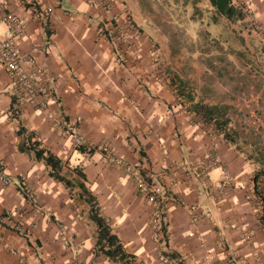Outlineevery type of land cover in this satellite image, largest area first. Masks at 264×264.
<instances>
[{
	"label": "crops",
	"instance_id": "crops-1",
	"mask_svg": "<svg viewBox=\"0 0 264 264\" xmlns=\"http://www.w3.org/2000/svg\"><path fill=\"white\" fill-rule=\"evenodd\" d=\"M233 1L250 9L245 21L259 22L264 39V0ZM10 8L27 21L21 50L55 77L56 101L44 110L25 105L16 115L15 85L0 64V264H119L96 251L87 194L133 264H264V176L256 183L258 164L192 109L210 105L214 78L200 75L193 101L172 67L176 48L155 31L144 33L140 58L123 63L85 0H10ZM60 118L77 126L84 152L57 128ZM24 141L59 158L60 174L74 187L52 178L34 151H20ZM101 147L123 156V165L111 164ZM208 152L221 161L210 180L202 172ZM134 171L171 199L162 205L159 241L156 203L138 189ZM226 183L229 190L220 191Z\"/></svg>",
	"mask_w": 264,
	"mask_h": 264
},
{
	"label": "rangeland",
	"instance_id": "rangeland-1",
	"mask_svg": "<svg viewBox=\"0 0 264 264\" xmlns=\"http://www.w3.org/2000/svg\"><path fill=\"white\" fill-rule=\"evenodd\" d=\"M122 2L144 33L158 32L176 48L171 54L172 67L176 66L179 78L186 79L193 101L196 80L202 82L200 75L214 78L207 103L219 114L211 121L202 118L203 123L225 129L237 149L258 164L259 170L264 169L263 28L255 29L253 21H218L222 16L205 0ZM174 73H170L173 81Z\"/></svg>",
	"mask_w": 264,
	"mask_h": 264
},
{
	"label": "built area",
	"instance_id": "built-area-1",
	"mask_svg": "<svg viewBox=\"0 0 264 264\" xmlns=\"http://www.w3.org/2000/svg\"><path fill=\"white\" fill-rule=\"evenodd\" d=\"M91 10L92 17L100 24L99 34L104 39H110L119 46L118 54L123 63H133L140 58L141 45L144 40V32L136 23L122 0H85ZM250 9L245 7V12L250 14ZM53 9L48 8L43 18L49 17ZM48 19V18H47ZM46 19V20H47ZM255 29L261 31L262 27L257 21H253ZM0 25L4 31L0 32V64L3 66L13 84L15 85V103L13 112L20 115L25 105H32L38 109H48L51 103L56 101L52 88L55 77L41 67L32 53H24L18 43L19 39L25 36L27 21L24 17L13 12L10 8V0H0ZM158 82L163 83L160 73H154ZM57 128L66 136L70 137L75 146L80 148L86 145L80 136L77 126L59 119L56 122ZM105 158L113 165H123L124 157H116L108 147H101ZM221 166V161L214 154L208 152L204 156L202 172L210 180V172ZM6 183V179H3ZM132 180L138 189L148 195L149 201L156 203L157 217L153 220V229L156 240H161L164 236L162 231L161 216L163 214V203L170 201L167 190L156 188L149 183L143 175L134 171ZM229 183L220 185L222 192L228 191ZM30 197L32 192L27 189ZM197 209L191 207L190 211ZM62 232L66 234L68 230L62 227Z\"/></svg>",
	"mask_w": 264,
	"mask_h": 264
},
{
	"label": "trees",
	"instance_id": "trees-1",
	"mask_svg": "<svg viewBox=\"0 0 264 264\" xmlns=\"http://www.w3.org/2000/svg\"><path fill=\"white\" fill-rule=\"evenodd\" d=\"M210 5L216 10L218 15L227 18L230 21H245L247 13L245 12V6L234 3L233 0H208ZM192 109L202 116L203 119L211 121L215 119V116L219 114V110L216 107H212L206 104H195L192 105ZM224 122H229L227 119ZM21 133V132H20ZM33 136V135H32ZM32 136L29 135V142ZM227 138V134L225 135ZM24 141L20 143V151L30 152L34 151L38 160H44L46 165L51 168L50 176L57 179L68 188L74 187L71 180L63 177L60 174L62 170V162L55 155L46 152L44 149H40V143L34 142L29 143ZM80 151H85L84 147L78 148ZM264 175V169L259 170L255 175V182L257 183L259 177ZM257 189V188H256ZM264 188L258 190V194L263 201L264 207ZM257 192V191H256ZM88 203L90 205V216L91 219L97 224L98 234L96 238V251L103 253L110 261L119 264H133L134 255L128 253L122 243L120 242L117 235L114 233L110 223L100 215L99 209L96 206L94 197L91 194H87ZM164 228V225H163ZM165 229V228H164ZM172 258V256H168ZM173 259V258H172Z\"/></svg>",
	"mask_w": 264,
	"mask_h": 264
},
{
	"label": "bare ground",
	"instance_id": "bare-ground-1",
	"mask_svg": "<svg viewBox=\"0 0 264 264\" xmlns=\"http://www.w3.org/2000/svg\"><path fill=\"white\" fill-rule=\"evenodd\" d=\"M247 13V12H246ZM248 14V13H247Z\"/></svg>",
	"mask_w": 264,
	"mask_h": 264
}]
</instances>
